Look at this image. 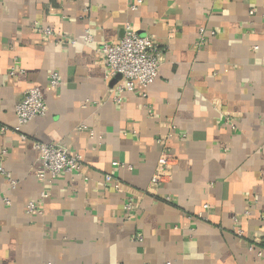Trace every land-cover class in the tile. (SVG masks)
Masks as SVG:
<instances>
[{
	"label": "crops",
	"instance_id": "crops-1",
	"mask_svg": "<svg viewBox=\"0 0 264 264\" xmlns=\"http://www.w3.org/2000/svg\"><path fill=\"white\" fill-rule=\"evenodd\" d=\"M135 1L0 0V167L18 181L0 172V264H264V0ZM127 23L162 63L118 100L100 49ZM32 86L49 110L16 131ZM161 135L175 158L155 186ZM34 141L81 170L41 180Z\"/></svg>",
	"mask_w": 264,
	"mask_h": 264
},
{
	"label": "built area",
	"instance_id": "built-area-1",
	"mask_svg": "<svg viewBox=\"0 0 264 264\" xmlns=\"http://www.w3.org/2000/svg\"><path fill=\"white\" fill-rule=\"evenodd\" d=\"M141 2L142 0L133 2L131 4L132 10L137 9ZM255 14L256 10L251 9L250 15ZM44 31L48 37L64 36L61 31H55L52 28H46ZM89 38L88 36L87 39ZM71 41L75 42L76 40L72 39ZM258 48V46H255V49ZM100 51L102 53V64L105 69L106 79L111 80L118 74L121 75V81L113 88V91L118 93V100H121L120 94L126 91L134 90L137 87L149 86L159 75L162 63V51L159 49L153 37L140 35L130 23L125 25L124 33L118 42L104 43ZM19 73H24V69L16 61L9 74L15 76ZM61 82L59 71H53L50 75V85L57 88L61 85ZM48 110L49 107L42 90L36 86L28 88L16 105L18 125L15 127V130L20 131L23 125L37 117L46 115ZM9 129L8 126L0 125V133H6ZM21 136L23 139L26 138L24 134ZM158 141L164 144V136L161 135ZM33 145L38 151L39 160L42 164L38 177L45 182H51L62 174L80 171L82 168V156L78 153L71 152L63 144L34 141ZM6 152L7 150L4 149L3 153ZM174 158L169 147L164 144L157 170L152 178L153 185L157 186L171 174ZM114 164H120V162L116 161ZM0 172L9 179L12 187L17 186L18 181L12 176L11 172L3 166L0 167ZM107 179L111 180V176H107ZM47 196L48 192L43 191L42 198ZM125 207L133 210L135 207L134 202H127ZM26 211L28 213L36 212L41 215L44 213L39 200L29 201L26 206ZM237 229L240 233L242 232L240 228ZM137 239L140 241L143 240V235L141 233L138 234ZM250 249H253V244L250 245Z\"/></svg>",
	"mask_w": 264,
	"mask_h": 264
},
{
	"label": "water",
	"instance_id": "water-1",
	"mask_svg": "<svg viewBox=\"0 0 264 264\" xmlns=\"http://www.w3.org/2000/svg\"><path fill=\"white\" fill-rule=\"evenodd\" d=\"M116 77H117V79H118V78H120V77H121V75H120V74H118Z\"/></svg>",
	"mask_w": 264,
	"mask_h": 264
}]
</instances>
